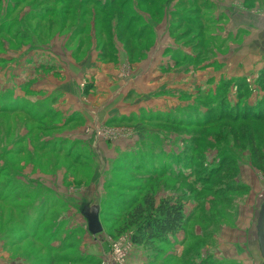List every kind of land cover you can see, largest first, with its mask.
I'll return each instance as SVG.
<instances>
[{
  "label": "rangeland",
  "instance_id": "1",
  "mask_svg": "<svg viewBox=\"0 0 264 264\" xmlns=\"http://www.w3.org/2000/svg\"><path fill=\"white\" fill-rule=\"evenodd\" d=\"M150 1L165 8L167 25L150 15ZM149 2L0 0V264H139V256L178 264L207 214L208 230L224 227L250 219L254 208H242L264 198V166L252 161V143L264 155V0ZM155 26L158 46L141 61ZM91 44L101 96L115 84L114 99L125 95L128 115L112 125H74L53 108L56 95L43 104L50 75L62 77L71 54L83 58L79 46ZM113 48L117 62L99 60ZM67 154L85 164L77 178ZM148 197L184 205L189 222L168 246L133 242ZM84 207L99 209L100 235L89 233ZM192 253L181 263L200 264Z\"/></svg>",
  "mask_w": 264,
  "mask_h": 264
},
{
  "label": "crops",
  "instance_id": "2",
  "mask_svg": "<svg viewBox=\"0 0 264 264\" xmlns=\"http://www.w3.org/2000/svg\"><path fill=\"white\" fill-rule=\"evenodd\" d=\"M162 24L167 25V21L163 20L161 25ZM159 27L160 26H155L156 31ZM155 43L156 45L153 52L158 46V42L156 41ZM71 56L72 57L69 58L70 60L67 63L68 66L66 67V63L63 64L66 70H62V77H59L57 74L50 75L54 79L51 81L54 88L48 89L47 87L50 85L48 84L46 88L42 87L40 89V91L46 94V99L43 101V104L48 105L50 97L56 95L58 99L60 98V100L56 106L53 105V108L59 111L64 117L68 118L70 122H75L74 125H85L86 127H99L101 125L109 124L112 125L110 122L126 117V115H128L127 108H121L124 107L121 100H125V95H123V98L118 96L114 99V96L118 94L121 86L115 84V86L111 88L110 94L106 97L101 96L103 93H101L99 89L103 88L100 85L96 88L94 80L96 75L94 72L101 70L96 69L98 66L97 52L91 49L86 52V55L83 58L80 59L73 54H71ZM126 61L127 60L125 59H120V63H123V71L124 63ZM146 65H143L141 69L144 70ZM110 67L111 68L108 70L110 71L108 72L109 77L117 78V68L112 69V66ZM145 70H147V68ZM133 71L134 73L132 76L139 73V64H136ZM45 75L47 76L49 74ZM138 79L139 76L137 77V80ZM55 80L58 82L56 86ZM84 80L88 82L89 86L87 90L82 93L75 87H77L76 84L83 82ZM49 81L50 80L47 82ZM37 84L38 82L35 85ZM130 90H133V88ZM119 102L121 104L120 106L114 105ZM125 105L128 106L126 103ZM73 132L75 133V138L78 140H80V137L83 136L82 130L80 132L77 130ZM91 138L92 136H90V139ZM246 207H250V209L248 210L243 207L242 209L243 211L245 210V212H252L251 208H254L250 219L247 220L246 218H239L224 227L218 226V228H215L217 230H209L207 234L210 235V244L201 248L200 264H263V258L258 242V222L261 211L264 207V198L261 200H253ZM202 232L201 236L203 235ZM186 251L187 249L185 248L181 249V252L179 253V260L177 262L178 264H186L184 261L181 263L183 257L187 255ZM183 254L185 255L183 256ZM171 257H173V255ZM145 261L146 258L143 260V258H140L139 256V264H144ZM163 264H175V262Z\"/></svg>",
  "mask_w": 264,
  "mask_h": 264
},
{
  "label": "trees",
  "instance_id": "3",
  "mask_svg": "<svg viewBox=\"0 0 264 264\" xmlns=\"http://www.w3.org/2000/svg\"><path fill=\"white\" fill-rule=\"evenodd\" d=\"M144 4H147L149 2V0H141ZM160 1V0H159ZM157 2V1H156ZM150 4H148V8L151 10L150 15L153 16V18L155 19H159V23H162L163 21V16L165 14V8H161L160 6L158 7L157 4L155 5V2L150 1ZM116 10V5H114L112 7V9ZM109 7H105V12L106 10H108ZM165 10V11H164ZM119 26L117 25V28ZM152 30V34H150L152 36V40L151 42L147 41L149 44L145 43V47H147V49L145 51H143L140 55L141 61H143L147 54L149 52H151L153 46L155 45V41H156V30L155 27L154 29L151 28ZM146 37H141L139 36V42L143 43L144 39ZM92 45L90 46H85V47H80V48H87L89 50L92 49ZM99 48V49H98ZM97 49L98 51H101V47L99 46ZM125 51L127 53H129V55H131L132 57H134L136 54H138L139 52L137 51V48H135V46H133L131 44V42H127L125 45ZM104 50V49H103ZM111 56L105 51H102L99 55V60L101 61H107V62H117L118 61V57H119V52H118V48H113L112 52H111ZM16 102L13 101L11 102L9 105H15ZM21 108L20 105L17 106H12L9 107V111H15L17 109ZM260 110H264V109H260ZM259 114H256V117H258L262 111L258 112ZM262 119H264V116L260 117ZM261 119V120H262ZM68 156L65 157V160L69 161L70 163L73 164L74 169H70L71 174L75 177L77 175V170L80 173L81 168H79L80 166H84L85 164L82 162L78 163L79 160V155H75L71 157V154H67ZM252 161L254 166L258 167L259 169H262L264 166V155L260 154V150L258 149L257 146L254 145V143H252ZM75 183L76 180H75ZM239 191V190H237ZM84 209V208H83ZM220 211V212H218ZM217 211V217L222 215V211L218 210ZM83 212V210H82ZM81 212V214H82ZM219 213V214H218ZM83 215V214H82ZM84 217V216H83ZM136 220L140 221L141 219H144V221L142 223L139 224V227L136 231V233L134 234L133 237V242L137 245H141V246H152V245H170L171 244V239L174 238L175 236H178L184 229H185V225L189 222L187 217L185 216V211H184V205L178 201H173V200H169V199H164L162 201H160L159 204H156V202L154 200H152L151 198H145L144 200V204L139 206L138 210H137V215H136ZM85 218V217H84ZM215 217L210 216V215H206V217L203 218V221L201 223V229L203 230V234H205V236L201 237V235H198L194 238V240H191V242L186 243L187 245V251H186V257H190L191 258V254H193L192 252H197L198 254H200V250L201 248L205 247L207 245V241L210 239V235L206 234L209 232L208 228L213 225V221H214ZM136 221V222H137ZM204 229L206 231H204ZM189 258V259H190ZM190 261V260H189ZM189 261H187L186 263H189ZM48 264H57L56 262H49Z\"/></svg>",
  "mask_w": 264,
  "mask_h": 264
},
{
  "label": "water",
  "instance_id": "4",
  "mask_svg": "<svg viewBox=\"0 0 264 264\" xmlns=\"http://www.w3.org/2000/svg\"><path fill=\"white\" fill-rule=\"evenodd\" d=\"M82 214L87 221L89 233L92 236L100 235L103 232V226L100 221L99 209L97 207H93V208L84 207ZM258 242L264 264V207L261 211L258 222Z\"/></svg>",
  "mask_w": 264,
  "mask_h": 264
}]
</instances>
